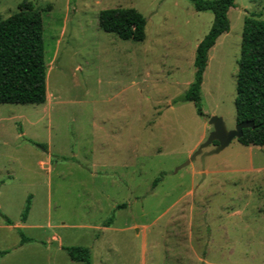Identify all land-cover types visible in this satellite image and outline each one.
Returning a JSON list of instances; mask_svg holds the SVG:
<instances>
[{
    "label": "rangeland",
    "instance_id": "374dc122",
    "mask_svg": "<svg viewBox=\"0 0 264 264\" xmlns=\"http://www.w3.org/2000/svg\"><path fill=\"white\" fill-rule=\"evenodd\" d=\"M21 1L0 0V20ZM31 1L47 100L0 103V264H84L72 245L92 264H264V146L235 138L184 165L211 116L237 124L244 19L264 18V0L229 10L209 51L204 115L182 99L212 11L190 0ZM117 7L146 17L143 41L100 27L101 10Z\"/></svg>",
    "mask_w": 264,
    "mask_h": 264
},
{
    "label": "trees",
    "instance_id": "16d2710c",
    "mask_svg": "<svg viewBox=\"0 0 264 264\" xmlns=\"http://www.w3.org/2000/svg\"><path fill=\"white\" fill-rule=\"evenodd\" d=\"M190 1L197 11L210 10L214 14L209 31L196 47L194 80L182 99L194 102L198 113L204 115L202 84L209 51L217 39L230 30L228 13L236 3L235 0ZM146 24V17L133 7L106 8L99 13L100 27L124 40L143 41ZM43 31L41 12L31 0H22L17 12L0 20V103L46 102L47 65ZM235 105L237 122L252 120L256 125L255 128L243 129L239 141L245 145L264 146V18L255 15L244 19ZM161 179L156 178L154 185ZM64 249L70 259L92 264L87 247L72 245ZM7 252L0 250V256Z\"/></svg>",
    "mask_w": 264,
    "mask_h": 264
},
{
    "label": "water",
    "instance_id": "95a60500",
    "mask_svg": "<svg viewBox=\"0 0 264 264\" xmlns=\"http://www.w3.org/2000/svg\"><path fill=\"white\" fill-rule=\"evenodd\" d=\"M209 124L213 126V130L208 137V139L199 146L198 150L193 154V156L184 164H189L198 155H201L202 160L205 159L207 155L218 153L226 148L235 138L239 139L243 135V129L245 128H255V123L252 120H244L237 122L236 126L232 129H228L223 117L221 116H211L209 119ZM215 141L218 142L215 148L203 152V149L213 144Z\"/></svg>",
    "mask_w": 264,
    "mask_h": 264
},
{
    "label": "flooded vegetation",
    "instance_id": "af4514ba",
    "mask_svg": "<svg viewBox=\"0 0 264 264\" xmlns=\"http://www.w3.org/2000/svg\"><path fill=\"white\" fill-rule=\"evenodd\" d=\"M216 142V141H215Z\"/></svg>",
    "mask_w": 264,
    "mask_h": 264
}]
</instances>
